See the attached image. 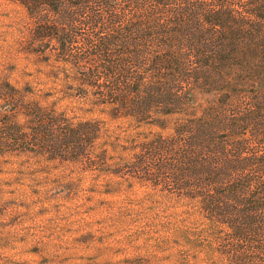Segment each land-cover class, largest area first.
I'll return each instance as SVG.
<instances>
[{
	"label": "trees",
	"instance_id": "16d2710c",
	"mask_svg": "<svg viewBox=\"0 0 264 264\" xmlns=\"http://www.w3.org/2000/svg\"><path fill=\"white\" fill-rule=\"evenodd\" d=\"M12 1L31 19L25 47L51 41L53 60L77 71L66 96L140 125L175 119L171 135L143 143L140 164L200 201L228 264H264V0ZM22 113L20 139L40 148L77 150L99 129L36 100Z\"/></svg>",
	"mask_w": 264,
	"mask_h": 264
},
{
	"label": "rangeland",
	"instance_id": "374dc122",
	"mask_svg": "<svg viewBox=\"0 0 264 264\" xmlns=\"http://www.w3.org/2000/svg\"><path fill=\"white\" fill-rule=\"evenodd\" d=\"M30 24L23 5L0 0V264H228L200 201L170 172L140 164L143 143L171 135L175 119L140 125L66 96L77 71L53 60L51 41L29 51ZM30 100L68 122L96 121L92 142L71 151L20 139L31 131Z\"/></svg>",
	"mask_w": 264,
	"mask_h": 264
}]
</instances>
